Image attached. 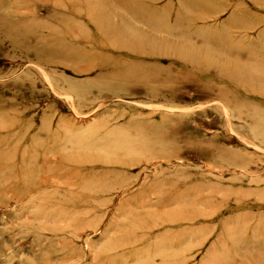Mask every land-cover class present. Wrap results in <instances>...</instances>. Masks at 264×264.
Listing matches in <instances>:
<instances>
[{"label":"rangeland","instance_id":"1","mask_svg":"<svg viewBox=\"0 0 264 264\" xmlns=\"http://www.w3.org/2000/svg\"><path fill=\"white\" fill-rule=\"evenodd\" d=\"M98 1L0 0V264H264V0Z\"/></svg>","mask_w":264,"mask_h":264},{"label":"bare ground","instance_id":"2","mask_svg":"<svg viewBox=\"0 0 264 264\" xmlns=\"http://www.w3.org/2000/svg\"><path fill=\"white\" fill-rule=\"evenodd\" d=\"M82 0H78V2H81ZM102 1H104V0H102ZM102 1H98L99 3L101 2L102 3ZM124 2H126L127 0H123ZM69 2V1H68ZM120 0H111L110 1V4L111 5H115V6H117V8H119V9H124L123 8V6L121 7H118L119 5H120ZM128 3V2H127ZM201 3H202V1H201ZM122 4V3H121ZM1 8V7H0ZM88 10L90 11V8H88ZM120 40V39H119ZM119 42L120 41H117V43L116 44H114V46H116L117 48L119 47V48H123V49H127V50H133V51H136V50H138V53H145L146 51H150V50H147L148 48H150V47H146L147 49H142V48H138V47H135V46H133L132 44H130V43H127V41H125L124 42V44H122L121 46L119 45ZM146 54V53H145ZM147 55H150V56H153V53H151V51L150 52H147ZM106 67H107V64L105 65ZM155 74V73H154ZM171 79L172 78H169L168 80L169 81H171ZM161 80V83H169L168 81H165V78H163V79H160ZM158 82H160L159 81V78H156V81L155 82H151V83H158ZM160 83V84H161ZM109 144V143H108ZM97 147V146H96ZM42 180V179H41Z\"/></svg>","mask_w":264,"mask_h":264}]
</instances>
